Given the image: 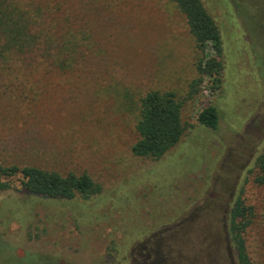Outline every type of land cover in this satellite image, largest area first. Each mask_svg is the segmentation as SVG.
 Masks as SVG:
<instances>
[{
  "label": "rangeland",
  "instance_id": "rangeland-1",
  "mask_svg": "<svg viewBox=\"0 0 264 264\" xmlns=\"http://www.w3.org/2000/svg\"><path fill=\"white\" fill-rule=\"evenodd\" d=\"M39 1L61 7L87 47L74 71L35 57L0 78V162L86 172L102 191L0 193V264H150L147 248L165 250V264H235L226 224L241 189L258 210L249 251L264 264V189L252 173L264 147V0H203L222 27L225 68L220 87L207 77L191 96L205 54L173 0ZM151 90L187 97V130L157 160L132 151ZM210 104L216 129L197 119Z\"/></svg>",
  "mask_w": 264,
  "mask_h": 264
},
{
  "label": "trees",
  "instance_id": "trees-1",
  "mask_svg": "<svg viewBox=\"0 0 264 264\" xmlns=\"http://www.w3.org/2000/svg\"><path fill=\"white\" fill-rule=\"evenodd\" d=\"M173 1L185 15L197 48L205 54L197 62L199 78L194 80L190 96L194 87L207 77L213 79V89L220 87L225 68L220 23L203 0ZM60 9L53 10L49 1L0 0V78L21 72V63L27 58L37 57L40 65L51 63L63 72L77 68L87 47L85 34L66 29L65 22L59 19L63 13ZM207 51L211 54L206 55ZM185 101L187 97H181L173 90H151L140 99L136 124L139 137L132 146L136 156L157 160L179 143L187 130L182 119ZM197 119L202 125L216 129L220 121L218 107L205 106ZM252 173L253 182L264 189V147L256 158ZM9 190L50 198L89 199L102 191V185L86 172L61 173L36 165H4L0 162V193ZM243 193L244 189H241L228 211L226 231L235 264H255L247 235L258 210L256 205L246 201ZM145 253L150 264H162L167 258L165 250L147 248Z\"/></svg>",
  "mask_w": 264,
  "mask_h": 264
}]
</instances>
